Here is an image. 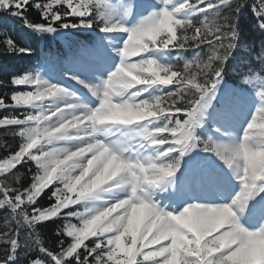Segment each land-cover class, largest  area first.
Masks as SVG:
<instances>
[{"label":"snow or ice","instance_id":"snow-or-ice-1","mask_svg":"<svg viewBox=\"0 0 264 264\" xmlns=\"http://www.w3.org/2000/svg\"><path fill=\"white\" fill-rule=\"evenodd\" d=\"M244 7L233 0H0V12L72 49L67 59L42 55L0 96V110H12L0 128L20 141L15 150L5 143L0 158V209L10 213L0 264H264V54L240 51ZM30 8L39 22L28 19ZM252 11L264 31V0ZM5 36V52L32 55ZM52 65L85 91L53 81L44 71ZM230 68L239 84L224 91ZM233 114L241 117L235 134L222 127ZM193 153L214 157L227 173ZM26 165L35 171L29 167L25 187ZM230 179L238 190L227 203L192 196L201 189L222 195ZM49 189L54 202L41 207ZM252 219L258 226H243ZM49 222L59 224L58 251L41 239ZM29 253L38 257L22 258Z\"/></svg>","mask_w":264,"mask_h":264},{"label":"trees","instance_id":"trees-1","mask_svg":"<svg viewBox=\"0 0 264 264\" xmlns=\"http://www.w3.org/2000/svg\"><path fill=\"white\" fill-rule=\"evenodd\" d=\"M229 11H230L229 9H226L225 13L227 14ZM26 14L30 21L39 22V14L35 9L30 8ZM252 14H253L252 7L243 8L239 14V29L241 32V37L245 40H249L254 37V35L250 36V34H253V29H252L253 25L255 26L256 31L258 29L257 22L255 19H253ZM5 23H8V25L10 24L13 25L18 24L19 26L24 25L21 20L12 18L7 13L0 12V41L6 38L5 34H7L8 36V28L9 29L11 28ZM257 45H260V41H258ZM3 49H4V45L3 43H0V73L8 69V64L10 60L9 57H11L10 53L5 52ZM205 51H207V49H205ZM8 86L10 87L9 81H7V79L0 76V96H3L5 93H8L7 90L10 91V89H7ZM5 143H7L10 146L9 150H15V148L18 146L16 139H14L12 135H10V131L8 129H3V130L0 129V158H3V156L6 154L5 150H3L2 147ZM29 167L32 168L33 172L35 171L32 165H26L25 167L20 169L23 185L25 187L30 183V179H31V174L28 172ZM50 193L51 192L46 191V193L43 194L42 197L40 198L39 203L41 207H49L51 205L52 201H49L48 199ZM9 214L10 213L7 209L6 212L0 213V230H3L4 217ZM58 227H59L58 223L49 222L47 228L41 229V239L44 241L45 246L52 248L53 250L56 251L59 250L58 248H56V241L58 238L55 236V232L57 231ZM2 254H3L2 250H0V256H2Z\"/></svg>","mask_w":264,"mask_h":264},{"label":"rangeland","instance_id":"rangeland-1","mask_svg":"<svg viewBox=\"0 0 264 264\" xmlns=\"http://www.w3.org/2000/svg\"><path fill=\"white\" fill-rule=\"evenodd\" d=\"M194 158H197V155L195 154V156H193Z\"/></svg>","mask_w":264,"mask_h":264}]
</instances>
